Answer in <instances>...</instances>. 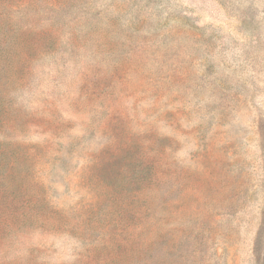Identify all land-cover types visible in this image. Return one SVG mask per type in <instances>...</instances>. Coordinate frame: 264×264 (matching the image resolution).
<instances>
[{
	"label": "rangeland",
	"instance_id": "1",
	"mask_svg": "<svg viewBox=\"0 0 264 264\" xmlns=\"http://www.w3.org/2000/svg\"><path fill=\"white\" fill-rule=\"evenodd\" d=\"M0 264H264V0H0Z\"/></svg>",
	"mask_w": 264,
	"mask_h": 264
}]
</instances>
